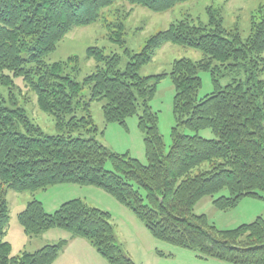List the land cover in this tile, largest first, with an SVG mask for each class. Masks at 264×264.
<instances>
[{
	"label": "trees",
	"instance_id": "16d2710c",
	"mask_svg": "<svg viewBox=\"0 0 264 264\" xmlns=\"http://www.w3.org/2000/svg\"><path fill=\"white\" fill-rule=\"evenodd\" d=\"M116 1L0 0V86L10 87L20 77L36 95L41 110L54 117L60 132L44 133L23 108L0 100V264H51L67 245V239H60L12 255L4 239L9 222V209L1 197L5 190L45 189L58 183L102 188L131 210L155 239L197 252L200 258L264 264V217L219 229L208 224L206 214L193 211L202 197L223 189L227 194L213 199L221 210L244 197L264 201V79L260 78L264 17L252 21L244 39L214 19L203 25L179 21L151 35L140 52L126 53L124 68L119 54L88 47L96 65L83 83L65 71L64 64L72 57L66 62H45L66 34L101 19ZM124 1L161 12L186 0ZM111 34L114 42H124L119 33ZM165 43L199 49L203 57L175 59L169 72L141 75L140 68ZM221 66L242 72L243 78L221 85ZM201 70L210 72L213 91L198 98ZM166 75L174 86L175 120L167 152L158 115L150 105ZM84 85L89 87L86 99L80 96ZM93 101L102 102L105 123H125L127 117L137 115L147 163L128 153H115L96 138ZM183 127L210 128L214 137L182 133ZM204 162L209 167L193 173ZM18 220L29 235L64 229L71 237L91 241L111 264H136L116 240L110 213L78 197L51 212L33 198L18 213Z\"/></svg>",
	"mask_w": 264,
	"mask_h": 264
},
{
	"label": "rangeland",
	"instance_id": "374dc122",
	"mask_svg": "<svg viewBox=\"0 0 264 264\" xmlns=\"http://www.w3.org/2000/svg\"><path fill=\"white\" fill-rule=\"evenodd\" d=\"M261 17H264V0H186L161 12L118 0L104 10L101 19L89 25L73 28L58 41L56 48L45 57V62L48 64L59 61L66 62L68 57H72V60L69 62L67 60V63L64 64L65 71L77 82L83 83L84 78L95 70L96 65L95 59L88 56V47L95 46L104 54H119L120 68H124L128 60L126 53L140 52L151 35L165 30L171 24L179 21H185L192 25H203L214 19L215 23L218 22L226 30L238 31L244 39L250 32L252 21H258ZM116 25H120L121 31L116 28ZM114 32L119 33L120 39L124 41L122 44L111 39V33L114 34ZM202 57L203 53L199 49L165 43L154 52L150 61L144 64L139 72L141 75L169 72L175 59L198 60ZM220 68V72L224 73L220 78L221 85L227 83L231 78H243L244 74L236 70L233 71L232 67L221 66ZM199 76L201 77V86L197 97L201 98L213 91V82L209 71L201 70ZM260 78L264 79V72L260 74ZM13 83L14 85L10 87L0 86V100H5L11 106L23 108L28 118L37 124L44 133H60L56 129L54 117L41 110L36 95L22 79L15 77ZM81 95L86 99L89 95L88 86H82ZM173 95V83L170 76L166 75L158 82L153 98L150 100L152 109L158 115V130L166 152L172 142L171 129L175 122ZM101 105V101H93L90 106L92 119L97 127L96 138L115 153H128L130 157L147 163L143 133L138 128L137 115L127 117L125 123H105ZM140 111L138 110V113ZM20 128L22 130V127ZM180 131L186 134L197 132L205 138L214 137L210 128L194 131L183 127ZM107 166L109 167L110 164L108 163ZM208 167V162H204L195 168L193 173ZM67 185L69 187H60ZM2 188L1 190L4 191ZM221 194H227V190L223 189L202 197L194 205V213L206 214L208 224H213L219 229H231L241 223L251 222L258 216L264 217V201L262 199L244 197L235 206L221 210L213 203V199ZM261 194L264 196V193ZM1 197L6 200L9 209V222L4 239L10 243L12 255H19L22 251H34L46 243H56L60 239H67V246L51 264H111L98 253L91 241L84 237L72 236L69 239L70 232L60 228H51L37 235H29L25 233L19 223L18 213L33 198L42 201L46 211L51 212L64 201L78 197L88 205L99 207L110 213L116 240L136 264H204L193 257V254H197V252L156 240L131 210L100 187L58 183L45 189L21 192L7 189ZM128 216H131L132 219ZM158 252H163V256L159 257Z\"/></svg>",
	"mask_w": 264,
	"mask_h": 264
},
{
	"label": "crops",
	"instance_id": "0c3cea01",
	"mask_svg": "<svg viewBox=\"0 0 264 264\" xmlns=\"http://www.w3.org/2000/svg\"><path fill=\"white\" fill-rule=\"evenodd\" d=\"M76 185H78V184H76ZM60 187H69L68 185L67 186H60ZM75 198V197H74ZM39 200V199H38ZM42 202V201H41ZM42 204H43V202H42ZM45 208V207H44ZM128 209V208H127ZM49 211V210H48ZM125 211V210H124ZM130 215V214H129ZM129 218L131 217V216H128ZM130 219H132V218H130ZM133 221V220H132ZM147 229V228H146ZM148 230V229H147ZM149 231V230H148ZM150 233V232H149ZM151 234V233H150ZM152 235V234H151ZM153 236V235H152ZM70 238H72L71 236H69V239ZM157 240V239H156ZM47 244V243H46ZM68 244V243H67ZM67 246V245H66ZM65 249V248H64ZM63 249V250H64ZM62 250V251H63ZM127 254V253H126ZM164 254V253H163ZM163 254H160V255H158L159 257L160 256H163ZM128 256H129V254H127ZM130 255H131V253H130ZM194 256L193 257H195V259L197 258V259H199L200 261H202L204 264H233V263H229V262H226V261H222V260H218V259H214V258H206V259H204V258H200V257H198V255L197 254H193ZM130 257V256H129ZM194 259V258H193Z\"/></svg>",
	"mask_w": 264,
	"mask_h": 264
}]
</instances>
